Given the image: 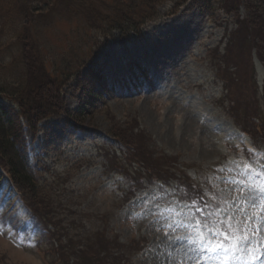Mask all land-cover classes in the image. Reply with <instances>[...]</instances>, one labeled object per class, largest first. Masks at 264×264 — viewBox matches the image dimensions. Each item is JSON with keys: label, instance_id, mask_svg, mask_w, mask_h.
<instances>
[{"label": "rangeland", "instance_id": "374dc122", "mask_svg": "<svg viewBox=\"0 0 264 264\" xmlns=\"http://www.w3.org/2000/svg\"><path fill=\"white\" fill-rule=\"evenodd\" d=\"M109 2L54 0L42 14L33 15L29 30L49 72L55 74L51 77H58L61 71H77L78 78L68 80L61 89L67 108H78V97L88 86L87 74L95 65L107 72V109L80 119L82 130L65 127L58 118L40 124L43 131L33 146L37 154L29 162L34 166L40 161L44 170L37 167L40 185L53 195V208L48 213L38 209L41 223L36 218L44 229L47 224L55 225L49 234L35 225L27 204L2 173L0 264H78L77 256L68 257L71 237L76 243L86 239L84 243L95 249L116 241L120 253H115L117 259L108 260L112 264H195L194 257L180 252L188 247L180 242L187 232L179 226L183 217L171 212L153 215L159 213L157 205L187 212L184 200L196 197L201 209L194 212L198 218L230 207L241 219L259 212L243 202L238 206L222 203L238 195L239 181H245L246 188L252 183L244 174L243 163L251 161L255 170L264 168V157L245 158L244 145L252 147L253 132L257 133L252 117L264 107V65L247 32L234 31L218 4L211 15L189 2L174 10L176 4L165 0L158 7V16L144 24L140 33L123 36L113 31L106 37L101 29H91L88 16L81 15L94 11L93 7L103 11ZM91 4L93 10L86 12ZM6 10L0 13V44L13 41L12 33L21 24ZM239 14L244 17V7ZM16 52L13 47L0 54V63L6 67L0 69L1 82L25 76L21 63L9 65ZM109 117L139 131L137 151L111 146L106 135ZM240 128L252 133V140L236 135L244 145L222 137L240 134ZM255 145L264 152L263 145ZM105 148L119 159L117 170L124 167L131 172L119 174L141 175L150 185H142L144 189L127 199L125 183L110 173ZM128 155L129 160L142 163L126 165ZM146 177L164 181L151 185L154 178ZM201 195L210 204L200 201ZM64 206L70 210L62 209ZM256 223L264 235V219L252 221ZM169 224L173 226L168 228ZM67 228L65 239L62 231ZM89 229L101 234L87 238L83 232ZM79 234L80 239L74 237ZM258 256L256 264H264V241L256 251Z\"/></svg>", "mask_w": 264, "mask_h": 264}, {"label": "trees", "instance_id": "16d2710c", "mask_svg": "<svg viewBox=\"0 0 264 264\" xmlns=\"http://www.w3.org/2000/svg\"><path fill=\"white\" fill-rule=\"evenodd\" d=\"M53 1L38 0L36 3L27 0H0V13L7 9V14L13 13L9 17L15 16V19L21 20L20 26L15 28L12 33L14 36L13 41L7 44H0V54L9 52L13 47L15 50H18L16 52L17 55L13 56L9 61V65L13 66L14 64L21 63L24 66L25 74V76L16 77L13 82L0 81V169L9 177L12 184L18 189L25 202H27L37 217L42 216L40 211L48 213L47 209L50 210L54 206L53 195L46 194L43 191V188L48 187L40 185V179L36 174L39 172L37 167L44 171L42 167H39L41 166L40 161H36L34 166L29 164V156L31 154L36 156L35 154H37L33 145L39 133L43 131L40 123L49 118H58L61 119L65 127L72 130H82V126L79 124L80 119L84 116L89 117L105 112L107 109L103 93V91H106L107 79H105L103 69H96V67L89 69L87 74L88 86L83 89L80 97H78V108L70 110L67 108V101L61 95V89L68 80L78 78L77 71L66 73L61 71L58 77L53 76L52 78L51 75L55 74L49 72L41 52L34 46V39L29 30L30 26L34 24L33 15L42 14ZM164 1L111 0L108 3V8L103 9V11L98 9V7H93L92 4L89 5L85 9L86 12H89L92 7L94 11L83 14L81 17L86 18L88 16L91 21V29H101L102 34L106 35V37L111 35L113 31H117L123 36H128L131 33H140V29L144 24L154 21L159 14L158 7ZM171 1L174 5L176 4L174 10L177 7H181L183 2H189L193 3L200 11L202 10L206 14L211 13V15L215 11L213 10L214 4H218L224 12L226 19L231 20L235 27L234 31L247 32V37L259 54V60L264 65V0ZM241 6L245 9L244 17L239 14ZM0 18H2L1 15ZM1 68L6 67L0 63ZM62 77L63 80L59 81L58 79ZM60 82L63 84H60ZM102 88L103 90L101 91L100 89ZM262 108L252 117L251 124H253L257 132H253L255 134V140L253 139V141L264 145V107ZM108 120L109 129L106 131V135L112 141V144H118L125 152L137 151L135 150L138 145L137 138L141 135L139 131L134 132L136 128H127L128 125L124 126V124L120 125L114 121V117H109ZM243 131L252 137V133H249L248 129H243ZM110 148H105L107 153L104 156L107 162H109L110 171H119L121 173L124 171L130 174L131 172L124 167L121 170L116 169L119 159ZM99 156H101L100 152ZM138 156H140L139 153ZM128 157L130 158V155L124 159L127 162L126 165L142 163V160H129ZM125 175L127 176V174ZM146 178L150 180L154 177ZM130 179L134 185L139 187L144 183L141 175L131 177ZM156 179L163 178L158 177ZM38 207H43L45 210H41ZM62 209H66L67 212L70 210L66 206L62 207ZM50 225L55 227L54 224L50 223ZM68 229H63L62 231V236L65 239H67L66 234L70 231ZM87 231L83 232L87 238H94L95 235L99 236L101 234L97 230L91 231L89 229ZM74 237L80 239L81 234ZM84 241L87 240H79L76 243L73 242L72 237L69 239L68 257L77 256L75 263L112 264L108 263V260L118 258V256H115V253H120V251L117 249L116 241H107L109 245H103L99 249L97 247L95 249V246L86 245ZM76 245L77 249L75 252L74 248Z\"/></svg>", "mask_w": 264, "mask_h": 264}, {"label": "snow or ice", "instance_id": "6c2138e0", "mask_svg": "<svg viewBox=\"0 0 264 264\" xmlns=\"http://www.w3.org/2000/svg\"><path fill=\"white\" fill-rule=\"evenodd\" d=\"M249 152L251 154L252 150L249 149ZM259 156L264 157V152H261ZM244 168L252 173V183L248 184L246 188V182L239 181V187L235 189L238 195H234L231 200L224 199L222 203L238 206L243 202L251 208L258 209V213L241 219L232 214L234 208L230 207L207 214L204 218H198L194 212H199L201 209L197 207L195 200L188 204L187 212L172 207L160 208L157 205V208L160 209L159 213H152L164 216L171 212L176 217H183L179 220V226L186 229L187 232L180 242L188 247L180 249V252L194 257L195 264H207V261L213 259L217 261V264H233V261L242 260L245 253L248 254L250 261L256 259V251L264 241V235L261 234L259 223L252 224V221L264 219V183L257 182L258 178L264 177V168L253 169L251 161L245 163ZM172 191L175 192L176 189ZM221 213H224L223 217H221ZM172 226L171 224L167 225L168 228ZM156 230L160 231L159 228Z\"/></svg>", "mask_w": 264, "mask_h": 264}]
</instances>
